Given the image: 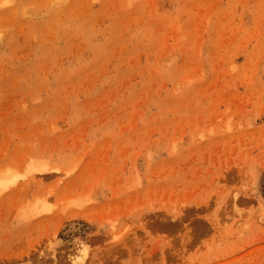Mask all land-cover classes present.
<instances>
[{
    "label": "rangeland",
    "instance_id": "obj_1",
    "mask_svg": "<svg viewBox=\"0 0 264 264\" xmlns=\"http://www.w3.org/2000/svg\"><path fill=\"white\" fill-rule=\"evenodd\" d=\"M5 176L0 264H264V0H0Z\"/></svg>",
    "mask_w": 264,
    "mask_h": 264
},
{
    "label": "bare ground",
    "instance_id": "obj_2",
    "mask_svg": "<svg viewBox=\"0 0 264 264\" xmlns=\"http://www.w3.org/2000/svg\"><path fill=\"white\" fill-rule=\"evenodd\" d=\"M8 175V174H7ZM4 176V175H3ZM10 177V176H9ZM3 180V179H2ZM13 180H15V179H13ZM13 180L11 179V178H8V177H4V180H3V182L2 183H0V185H1V187H2V190H0V192L1 191H5L6 189H8L9 188V186L11 187L12 185H10L11 183L13 184ZM0 187V188H1ZM25 207V206H24ZM26 210V209H25ZM31 214H33V215H35L34 213H32V211L30 212ZM30 217H32V216H30ZM32 218H34V217H32ZM79 246H82V244H80ZM85 246H82V248L81 249H83ZM34 249V248H33ZM80 249V248H79ZM80 251V250H79ZM82 251V250H81ZM42 254V253H41ZM27 255V254H26ZM41 257V256H40ZM21 258H22V256H21ZM28 258H29V256H28ZM46 258V257H45Z\"/></svg>",
    "mask_w": 264,
    "mask_h": 264
}]
</instances>
